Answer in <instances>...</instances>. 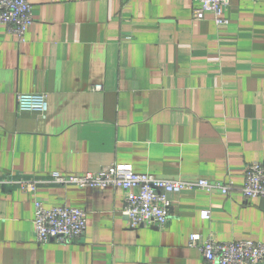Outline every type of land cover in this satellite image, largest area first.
<instances>
[{"label":"crops","instance_id":"obj_1","mask_svg":"<svg viewBox=\"0 0 264 264\" xmlns=\"http://www.w3.org/2000/svg\"><path fill=\"white\" fill-rule=\"evenodd\" d=\"M30 2L25 43L0 25V264H204L192 234L264 244V198L240 190L264 162V0H230L221 25L193 0ZM20 93L46 94V115L20 113ZM114 164L233 186L171 193L165 227L132 229L125 190L51 181ZM36 199L85 210L84 236L39 245Z\"/></svg>","mask_w":264,"mask_h":264},{"label":"built area","instance_id":"obj_2","mask_svg":"<svg viewBox=\"0 0 264 264\" xmlns=\"http://www.w3.org/2000/svg\"><path fill=\"white\" fill-rule=\"evenodd\" d=\"M198 7L194 18L200 20L204 13L212 11L216 23L226 21L222 13L230 0H193ZM34 22V9L30 0H0V25L14 34L19 43L26 42L27 31ZM99 90V88H97ZM17 109L20 113L32 112L45 116L48 109L46 94L17 95ZM51 181L61 186H76L81 189H123L127 192L123 214L129 227H154L162 229L171 218L169 194L183 191H221L229 194L233 184L211 182L199 179L194 182L165 180L154 175L137 174L131 165L114 164L96 173H86L78 177H66L59 173L51 175ZM8 184L17 186L25 193H35L38 182L23 176L9 179ZM247 198H264V162L250 163L245 168L244 182L240 187ZM201 219L210 220V211H202ZM35 239L39 245L50 243L67 244L81 239L87 230L86 211L68 206L47 208L45 202L35 200ZM189 247L199 249L204 264H264V244L254 241L218 242L212 236L192 234Z\"/></svg>","mask_w":264,"mask_h":264}]
</instances>
